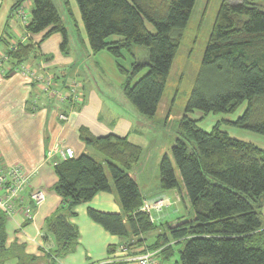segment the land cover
Masks as SVG:
<instances>
[{
	"label": "trees",
	"instance_id": "16d2710c",
	"mask_svg": "<svg viewBox=\"0 0 264 264\" xmlns=\"http://www.w3.org/2000/svg\"><path fill=\"white\" fill-rule=\"evenodd\" d=\"M76 2L92 53L105 50L115 59L122 58L124 50L132 55L126 68L116 60L125 77L123 93L137 112L153 118L195 0ZM46 29L43 38L59 32L64 44L66 27L53 1L33 0L26 32ZM135 46H144L146 57H137ZM35 52L36 45L27 42L4 55L13 67ZM241 106L242 113L231 121L217 120L210 130L198 125L209 114L233 115ZM195 111L199 118L189 116ZM221 124L264 136V0L220 1L170 155L160 159L159 187L187 199L191 216L175 223L150 222L139 210L143 197L130 173L141 147L114 134L94 136L81 126L79 139L100 157L82 153L53 165V190L62 200L47 220L53 247L40 248L42 254L36 255L26 252L22 243H7V217L0 210V264H55L77 244L78 230L70 222L74 207L110 191L111 184L122 212L88 208L87 215L120 237L157 230L152 243L141 245L158 250L160 260L178 253L174 264H264V149L230 136ZM141 241L138 238L136 245Z\"/></svg>",
	"mask_w": 264,
	"mask_h": 264
},
{
	"label": "crops",
	"instance_id": "0c3cea01",
	"mask_svg": "<svg viewBox=\"0 0 264 264\" xmlns=\"http://www.w3.org/2000/svg\"><path fill=\"white\" fill-rule=\"evenodd\" d=\"M24 1L26 0H13L0 22V54H4L12 45L32 42L36 45L35 55L20 65L49 73L54 86L60 91L66 89L65 83L77 82L81 86V89H78L80 98L76 103H59L45 97L37 84L21 71L14 69L8 75H4L0 70V162L23 167L31 174V187L45 193V199L36 209L31 222L26 223L21 215L7 217L6 221H10L20 230L30 228L35 231L32 236L27 237L38 247L35 254L41 255L40 248L48 250L54 245V240L47 231V220L62 202L60 196L53 190V185L57 181L55 173L47 179L46 174L41 171L42 168L50 166L53 169V165L59 162L58 151L65 148L72 149L73 157L82 153L100 157L95 150L79 139L78 129L81 126L86 127L94 136L114 134L126 137L141 147L142 157L144 147L142 136L148 133L150 126L146 125L143 128L141 117L92 89L85 90L80 75L94 76L92 67L98 66L97 53H92L88 45L79 51V46L69 37L67 28L64 44L63 36L59 32L52 33L46 38L43 36L48 29L38 33H27L26 26L31 17L32 4L31 0L28 1L30 12H24L22 10ZM162 103L163 96L157 112L162 109L164 113ZM60 112L68 115L67 120L59 118ZM169 118L170 113H167L166 123ZM221 119L231 121L233 118L227 116ZM248 142L264 149L252 141ZM171 143L169 141L166 146L155 145L153 151L155 162H160L162 156L168 154L167 149ZM136 165L133 166L135 170L138 168ZM131 175L139 186L143 197L142 204L157 198L165 200L167 207L158 214V223H175L177 219L186 217L184 211L189 208V203L176 190H162L156 181L154 185L147 187L144 170L138 172L139 178L134 173ZM141 185L144 188H141ZM88 208L108 213L122 212L112 184L110 191L99 192L89 201L76 205L73 209L75 215L70 218V222L78 230L77 244L73 251L57 258L55 264H125L110 260L115 247L127 243L131 248L141 250L143 248L141 244L152 243L157 235V230H151L140 237L131 233L127 237L111 234L89 218ZM125 219L124 217L123 220ZM138 238H143L140 246L136 245Z\"/></svg>",
	"mask_w": 264,
	"mask_h": 264
},
{
	"label": "rangeland",
	"instance_id": "374dc122",
	"mask_svg": "<svg viewBox=\"0 0 264 264\" xmlns=\"http://www.w3.org/2000/svg\"><path fill=\"white\" fill-rule=\"evenodd\" d=\"M28 1L30 0L23 2L24 9L22 10H24V12H30L29 4H27ZM52 1L64 20L63 22L67 28L69 37L73 39V42L79 46V51H81L88 45V42L76 0ZM220 1L221 0H195L187 26L182 32L178 52L169 71L167 84L163 94L162 106L164 113H162V109H160L153 118H146L137 112L134 106L125 98L123 93V83L125 82V77L119 73L116 66L117 60V62H121L125 68L129 67L132 55L125 50L123 51V57L117 59L105 50L100 51L96 56L98 66L92 67L94 76H86L85 74L80 75L81 82L83 83L85 90L92 89L95 93H99L106 98H110L109 100L120 104L123 109L125 108L127 111L141 117L140 122L143 128H145L146 125L150 126V129L147 130L148 133L142 136L144 147L140 160L141 164L139 165L138 163L136 165L138 166L137 170L133 167L130 171L132 174L134 173L137 178H139L138 172L144 170V178L147 179V187L154 185L155 181L159 184V162H155V153L153 152L154 147L155 145L166 146V143L169 144V141L173 143L176 138L178 121L184 114L185 104L192 88L197 69L199 68L202 60L206 42L208 40ZM12 2L13 0H0V22L7 14ZM32 2L33 0H31V4ZM65 2L69 5V9L72 14L71 17H69L65 10ZM146 25L150 31H154L152 24L146 22ZM114 37L116 38V36H113V38ZM16 47L17 45H12L8 47V49H11L12 51L15 50ZM134 53L137 57L143 58L147 55V49L144 46H135ZM3 64L5 68V72L3 73L4 75H8L18 67L7 65L8 60L6 64L5 62ZM66 84L70 85L69 83H65V85ZM76 85L80 90L81 86L78 85L77 82ZM242 111L243 106H241L233 115L209 114L204 119L200 120L198 125L204 130H210L212 125L217 120H221L222 117L228 116L229 118L234 119ZM167 113H170V118L166 123L165 120ZM200 115L201 114L197 111L189 114L192 118H199ZM221 125V128H224L230 136L240 140L252 141L257 145L264 147L263 135L230 125ZM172 143L167 149L168 155H170ZM41 171L46 174L47 179L54 175V170L50 166L43 167ZM141 188H144V186L141 185ZM184 214L186 217H189V215L191 216L190 207L184 211ZM5 232L7 243H10V241H16L25 245L26 252H32L31 254L38 252V247L35 246L36 243L31 242L27 237L32 236L35 231L30 228H27V230H20L7 220L5 224ZM178 248L179 246H175V249ZM177 258L178 253H175L170 260L162 261L158 258V262L159 264H174V261ZM10 263L11 262H6L4 264Z\"/></svg>",
	"mask_w": 264,
	"mask_h": 264
},
{
	"label": "built area",
	"instance_id": "2783aa9c",
	"mask_svg": "<svg viewBox=\"0 0 264 264\" xmlns=\"http://www.w3.org/2000/svg\"><path fill=\"white\" fill-rule=\"evenodd\" d=\"M7 62V56L0 54V70L5 72L4 63ZM16 70L26 74L32 82L36 83L41 93L59 103H76L80 98L78 87L72 83L66 85L67 89L60 91L54 86V81L49 73H43L42 69L32 68L27 65H19ZM59 118L67 120L68 115L64 112L59 113ZM73 151L70 148L60 149L58 151L59 161L72 158ZM31 174L20 165H7L0 162V210L6 217L21 215L24 221L31 222L34 218L36 209L45 199L43 190L33 189L30 185ZM166 202L162 198L144 202L140 211L147 214L152 223H158V214L166 208ZM158 250L142 248L135 250L127 243L120 244L114 251L111 261L123 262L125 264H159Z\"/></svg>",
	"mask_w": 264,
	"mask_h": 264
}]
</instances>
